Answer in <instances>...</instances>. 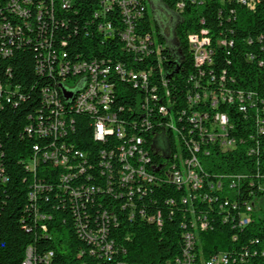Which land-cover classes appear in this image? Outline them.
I'll return each mask as SVG.
<instances>
[{
    "label": "built area",
    "instance_id": "obj_1",
    "mask_svg": "<svg viewBox=\"0 0 264 264\" xmlns=\"http://www.w3.org/2000/svg\"><path fill=\"white\" fill-rule=\"evenodd\" d=\"M158 1L171 18L183 12L187 4L202 6L209 0H177L171 10ZM218 1L254 8L264 0ZM99 4L93 16L81 22L83 30L93 29L85 32L86 36L117 40L116 45L135 62L149 58L161 62V54L170 47L168 40L161 42L154 30L137 31L149 12L150 0H100ZM79 5L78 0H0V64L13 55L16 44L24 40L29 44L30 35L38 28L42 50L39 64H47L48 74L57 80L54 88L44 90L47 116H38L25 128L29 136L44 141L35 144V153L24 161L25 169L39 179L31 186L30 201L51 199L56 212L67 210L68 216H61L60 224H71L89 245L90 254L105 260L117 253L109 233L119 226V214H125L129 222L145 220L162 227L160 204L163 201L165 207L173 208L178 190L185 219L181 223L182 253L174 264H244L258 256L264 258V240L250 235L233 250L213 253L207 259L196 248L199 233L213 230L216 218L234 232L232 240L240 243L241 234L257 215V194L264 192V183L256 182L264 180L261 171L228 174L215 182L208 181L203 168L213 149L228 152L250 141L245 154L256 158L257 163H261L264 151V99L256 92L234 88L233 77L212 69L216 50L233 46V40L222 33L213 37L207 28L188 33L195 72L186 79L189 85L180 98L176 84L160 69H147L144 64H109V58L68 60L64 50L68 42L62 38L59 45L53 35L58 28L69 27L70 19L63 13L71 10L77 14ZM6 15L17 22L7 20ZM205 22L202 17L199 24ZM162 34L166 37L165 32ZM258 41L259 66L264 69V32ZM173 52L169 49L174 59ZM65 91L72 97L65 98ZM11 97L8 86L0 80V107L10 103ZM221 105L232 110L221 111ZM238 115L245 128L252 130L248 138L233 135ZM79 130L91 135L88 143L78 140ZM0 180L6 181L1 173ZM225 181L227 191L235 194L232 200L216 194L225 190ZM173 215L171 209L169 219ZM34 216L47 232L44 223L52 220V215H39L35 208ZM52 256V252L36 254L29 246L22 264H41Z\"/></svg>",
    "mask_w": 264,
    "mask_h": 264
},
{
    "label": "trees",
    "instance_id": "obj_2",
    "mask_svg": "<svg viewBox=\"0 0 264 264\" xmlns=\"http://www.w3.org/2000/svg\"><path fill=\"white\" fill-rule=\"evenodd\" d=\"M176 1L161 0L169 10L174 8ZM99 2L100 0H78L80 5L77 7L79 11L77 14H72L71 10L67 12L69 15L63 13L68 20L70 19L69 27L58 28L53 36L59 45L62 38L68 42V46L64 48L68 60L109 58L111 61L109 64L128 63L137 66L144 64L143 67L147 69L154 68L156 71L160 69L166 79L173 80L171 83L176 84V94L183 98L186 86L189 85L186 79L195 72L193 53L187 35L207 28L213 37L222 33L224 38L232 39L234 42L231 47L216 50L212 63L214 72L219 74L226 71L227 76L235 79L234 88L256 92L264 99V69L259 66L261 54L258 41L259 36L264 32V1L254 8L237 6L235 3L220 4L218 0H209L202 6L187 4L179 15L169 17L170 20L178 19L173 30L176 48L167 47L161 54L160 63H157L155 58L135 62L132 55L122 51L120 45H116L117 40L103 41L100 35L94 36V34L86 36L85 32L93 29L83 30L81 22L93 16L94 11L100 6ZM227 15H231V18ZM6 17L7 20L17 22L11 15ZM202 17L206 20L205 25L199 24ZM32 22L37 28L35 13H32ZM140 22L138 27L136 26L137 31L154 30L155 36L161 42H165L170 37L166 34L164 37L163 28L149 12H146ZM30 37L32 41L29 44H27L28 40L16 44L13 55L3 59L0 64V80L8 86L12 95V101L4 102L0 107V173L6 178L5 182L0 180V264H22L29 246H32L34 252L39 255L53 253L49 261L41 264H174L183 248L181 223L185 218L181 211L183 207L180 200L181 191L176 190L173 208L165 207L163 201L160 204L164 212L162 227L145 220L129 222L125 214H119V226L113 227L109 233L114 239V250L117 253L111 259L105 260L90 254L89 245L77 236L71 224L65 223L63 226L60 224L61 216L67 218V210L56 212L51 199L48 202L43 198H38L36 202L30 201L31 186L39 179L25 169L24 161L35 153L34 145L44 144V141L29 136L25 128L31 122L35 123L38 116H47L49 105L46 103L44 90L54 88L57 81L54 76L48 74L47 64H39L42 50L37 41V38H40L38 28ZM169 49L174 50L175 60L170 56ZM250 55L255 58L251 59ZM145 64L150 65L148 67ZM41 69L45 71L41 73ZM230 110H232L231 106L221 105V111L230 112ZM242 122L241 115L235 116L233 135L248 138L252 130L246 129V123ZM79 127H83L81 122ZM90 138L91 135L87 131L79 132L80 142L88 143ZM251 145L252 142L247 141L236 150L228 152L213 149L211 156L203 162L208 181H223V177L228 174L246 172L256 174L259 171L264 173V151L260 156L261 163H257L256 158L245 154L247 147ZM45 166L40 168L38 177L42 176L41 170ZM227 182L225 181V190L217 191L216 194L221 199L232 200L235 194L233 191H227ZM256 182L264 183V180L257 179ZM162 190L166 191V189ZM257 195L264 204V192ZM35 208L39 215H52V220H45L44 223L48 227L47 232L41 229L42 222L35 218ZM171 209L174 215L169 219ZM233 233L221 219L216 218L213 230L199 233L196 248L198 251L201 250L204 259H207L213 253L233 250L243 244L249 235L264 240V212L257 214L252 225L241 234L240 243L239 240L235 242L232 240ZM244 264H264V258L258 256Z\"/></svg>",
    "mask_w": 264,
    "mask_h": 264
},
{
    "label": "rangeland",
    "instance_id": "obj_3",
    "mask_svg": "<svg viewBox=\"0 0 264 264\" xmlns=\"http://www.w3.org/2000/svg\"><path fill=\"white\" fill-rule=\"evenodd\" d=\"M155 3L157 4L156 7H154L155 11L153 10V7L149 4L148 9L151 17H156L157 21L160 23L161 27L163 28V31L165 34L169 37L170 42L173 41V31L171 30V20L167 14V11L164 9V7L160 4L158 0H155ZM166 21H169V24L166 23ZM257 214L260 215L262 212H264V204L261 202L257 203Z\"/></svg>",
    "mask_w": 264,
    "mask_h": 264
},
{
    "label": "water",
    "instance_id": "obj_4",
    "mask_svg": "<svg viewBox=\"0 0 264 264\" xmlns=\"http://www.w3.org/2000/svg\"><path fill=\"white\" fill-rule=\"evenodd\" d=\"M150 4L151 6L153 7V10L155 11L154 7H156V3H155V0H150ZM168 14V12H167ZM174 17V16H173ZM156 19V17H155ZM174 20L172 21L171 23V30L173 31L174 30V26H175V23L178 21L177 18H173ZM157 20V19H156ZM168 40V45L171 47V49H175L176 48V42H175V38H173V41L170 42L169 38L167 39ZM65 94V98H71L72 97V93H69L67 91L64 92Z\"/></svg>",
    "mask_w": 264,
    "mask_h": 264
},
{
    "label": "flooded vegetation",
    "instance_id": "obj_5",
    "mask_svg": "<svg viewBox=\"0 0 264 264\" xmlns=\"http://www.w3.org/2000/svg\"><path fill=\"white\" fill-rule=\"evenodd\" d=\"M172 21H173V20L171 19V23H172ZM166 23H168V24H169V21H166Z\"/></svg>",
    "mask_w": 264,
    "mask_h": 264
}]
</instances>
